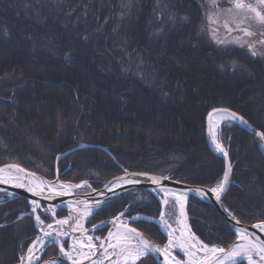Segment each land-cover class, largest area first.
<instances>
[{
	"label": "trees",
	"instance_id": "obj_1",
	"mask_svg": "<svg viewBox=\"0 0 264 264\" xmlns=\"http://www.w3.org/2000/svg\"><path fill=\"white\" fill-rule=\"evenodd\" d=\"M154 2L0 0V165L16 163L52 178L57 155L70 150L57 160L60 178L85 179L99 188L121 168L99 148H77L87 143L106 146L131 171L169 174L196 186L219 181L224 166L205 142L206 112L228 107L264 133L263 62L200 34V0ZM98 52L109 55L106 64L98 62ZM123 55L141 56L143 71L147 66L162 75L161 97L137 77L120 75L115 63ZM181 62L190 65L179 70ZM198 63L206 66L204 78L202 66L193 67ZM215 64L224 67L222 75ZM186 76L195 89L184 91ZM219 138L233 163L234 182L223 202L243 225L264 221V157L255 140L233 123L222 125ZM1 197L0 264H14L36 229L25 197L3 202ZM124 209L127 216H157L160 203L146 189L129 191L97 211L89 224ZM187 209L191 229L203 242L227 246L235 239L215 206L190 197ZM134 225L165 242L154 223ZM55 251L53 245L46 250ZM136 264L157 263L146 255Z\"/></svg>",
	"mask_w": 264,
	"mask_h": 264
},
{
	"label": "water",
	"instance_id": "obj_2",
	"mask_svg": "<svg viewBox=\"0 0 264 264\" xmlns=\"http://www.w3.org/2000/svg\"><path fill=\"white\" fill-rule=\"evenodd\" d=\"M213 110H220V111L217 114H215L210 120L209 113H212ZM224 110H227V112H235L237 114V116L243 117L244 120L247 121L248 125H250V128L246 127L239 120L230 119L225 114ZM216 115H223L224 119L232 120L233 122H235L238 125H240L241 127H243L253 137V139L255 140V143H256L259 151L263 155V157H264V140H261L259 136L254 135V133H257V132H259V133H263V132L260 129H257L243 115H241L239 112H237L233 109H230V108L224 107V106H214L206 112V115L204 118L205 142H206L209 150L214 155H216L217 157H219L223 160V164H224L223 174H224L225 170L227 169L228 165L231 164V171L229 172V178H228V181L224 185V191L221 193V200L220 201L216 200L215 194L208 191V189L210 187L190 185V184H187V183H184V182H181L179 180L174 179L172 177V175H158V174H154L151 172H145V171H128L127 169L123 168L115 160V158L112 156L111 152L107 149V147L101 146V145H95V144H87V143H82L77 148L96 147V148L104 150L112 158V160L115 163H117L120 167H122V170H123L122 173L111 177L110 179L105 181L101 185V187L98 189H91V190L82 191V192H73V189L83 188L84 185H82L79 188L72 187L69 191L64 192L63 194H57V192L60 191V187H59L60 185H71V186L81 185L82 182L86 181V180L80 181L78 183H75L72 181L62 180V179H60V177L58 175V170L56 167H55L54 177L48 178V177H46V176H44V175H42L36 171L27 169V168H25L19 164L8 163V164L0 165V167L6 166V165H15V166H18L19 168L24 170L23 173H16L15 170L13 169L12 175L13 176H15V175L22 176L23 179L20 182H22L25 185V187H16V186H14L13 183H0V193L7 197L6 201L11 200V199L16 198V197H19V196L25 197L26 200L31 205V215H32L34 220H35V217L38 215V209L39 208L42 209L43 206L46 209H51V210L53 207L54 211L59 210V209L64 210L66 212V214H65V216L60 217V218H57L55 216V212H52V211H50V212H51L53 218L56 219L57 221L68 219L69 223H68L67 229L70 233L75 235L74 241H77V239H79V238L85 237L89 233H93L98 228L108 227L106 234L102 238V241L105 242V246H106L107 242H108L106 238L108 237L109 232L116 230V227L118 225L123 226L122 222L126 221L128 228H135L136 231L138 233H140L141 237L148 240L151 245H154L157 248H161V245L158 244L156 241H154V239L152 237H150L148 234H146L145 232H143L142 230H140L139 228H137L133 224L129 223V218H127L123 215L121 220H116L115 218L120 216V214L122 212L118 215H115L114 217L101 220V221L97 222L96 224H93V225L88 226V227H86L85 224L90 220L92 215H94L97 211H99L104 205L108 204V202H110L111 200L115 199L116 197H118V196H120V195H122L128 191H132V190L137 189V188L147 189L150 192H152L154 195H160L164 199H165V193L162 189H167L170 193H176V194L184 192L186 194L185 195V203H184V211H185V217L187 219H188L189 215L187 213L186 207H187V203L189 201V198L191 196L215 206L222 213L226 222L228 223L231 230L233 231V233L236 236L235 240L231 244L227 245L226 247H222L225 249V251H229L237 243H244V241L238 239V237L236 235V231H235L236 228L246 229L248 234H249V239L252 242L259 241L260 243H264V236H263L264 231H261L259 228L253 227V225L264 223V221H257V222L250 224V225H243L237 219V217L235 216L233 211H231L227 207V205L223 202V197L227 193L230 184L234 182L232 180L233 164L230 162L229 154H228V158L225 159L223 153L217 152L215 150V145L212 142V133L215 132V134H216V125H215V122H216L215 116ZM216 136H217V134H216ZM217 142L221 143V141L218 139V137H217ZM222 146L224 147L225 151H227L226 147L223 144H222ZM69 152H70V150L66 151L65 153L59 154V155H57V158L63 157L64 155H66ZM125 170H127V172H125ZM132 173H147L148 176H156L158 178H161V181H160L159 185L153 184L152 181L149 180L146 176H130L129 174H132ZM28 174H33L38 180H43V181L47 182L43 186V194H40L41 190L39 188L36 189L35 195L33 194L32 191L28 190V187L30 186L29 180H28ZM118 177L131 178L134 180H138L139 183H136V184H120L119 186L114 187V188H112L111 191H109L108 188L105 187V185H109L110 181H115L116 178H118ZM164 177H168V179H163ZM222 179H223V175H222L220 181ZM49 185L53 186V188L55 190L49 191ZM109 186L111 187V185H109ZM194 189H204V195L202 196L201 194L197 193L196 191H192ZM167 198L174 199V197H172L171 195L168 196ZM33 200L38 201V203L40 205V207L37 208V211L35 213L32 212L33 204L31 202ZM96 201H102L103 202L102 206L96 207L95 206ZM68 205H72V207H69ZM86 206L91 208L92 212L90 213L89 216L83 218L80 221L81 224L83 225V228L73 231V225L76 224L77 218L81 215L80 210L84 209ZM177 208L180 211L178 204H177ZM225 209H227L228 211L226 212ZM123 213H124V211H123ZM237 221L239 223H237ZM51 224H54V223H51ZM98 225H102V226L94 227V226H98ZM36 228H37V230H39L38 227H36ZM100 244H101V242H100ZM100 244L96 248V254L95 255L91 254V255L84 257L83 259L78 261V264H85L87 262L94 260L98 256H100L103 252V249L99 247ZM79 246L84 248V246H81V245H79ZM149 254L154 258V260L156 261L157 264H165V258L159 252H153V253H149ZM220 255L221 254L218 253L216 256L220 257ZM252 256H255L261 260L260 254L256 253L255 251L252 253ZM51 260L56 261L57 262L56 264H73V261H71V260H69V259H67L61 255H55V256L45 258L39 264H45ZM239 261H245V260L244 259L237 260V262H239ZM261 261L264 262V260H261ZM106 262H108V259H103V264H106ZM237 262H236V264H237ZM212 263H213L212 260H208L205 262V259H203L198 264H212ZM14 264H25V263L22 261H18Z\"/></svg>",
	"mask_w": 264,
	"mask_h": 264
},
{
	"label": "snow or ice",
	"instance_id": "obj_3",
	"mask_svg": "<svg viewBox=\"0 0 264 264\" xmlns=\"http://www.w3.org/2000/svg\"><path fill=\"white\" fill-rule=\"evenodd\" d=\"M232 6L225 9L224 11L227 12L231 17V23L235 25V28H232L229 26V22L226 20L224 27L228 29L229 32L233 30H239L243 32L245 37L252 36L254 33L250 31L248 27H244L245 23L249 20H253L257 22L259 25L264 26V0H258V3L256 5L245 3L244 0H230ZM211 4L213 7L216 6V0H211ZM259 9V10H258ZM210 22H215L213 16H209ZM264 35V33H262ZM222 43V41H218ZM235 43H239L241 47L244 46V43L246 41L242 40L241 38L237 37L234 41ZM258 43L264 44V40L259 41ZM248 48L251 52V55L255 56L257 53L253 51L254 45L249 44ZM220 110H213L212 113H209V118H211L217 114ZM225 114L232 120H239L241 123H243L246 127L250 128V125H248L247 121L244 120L243 117L237 116L235 112H227V110H224ZM254 135L259 136L261 140H264V133H254ZM212 142L215 145V150L217 152L223 153L225 159L228 158V152L225 151L224 147L221 143L217 142V136L215 132L212 133ZM59 159V157L57 158ZM15 170L16 173H23L24 170L19 168L15 165H6L3 167H0V183H13L16 187H25V185L20 182L22 181L23 177L20 175H12V170ZM231 171V164L228 165L227 169L225 170L223 174V179L213 187H210L208 191L215 194V198L217 201L221 200V193L224 191V185L228 181L229 178V172ZM127 172V170H125ZM130 176H146L149 180L152 181L153 184H160L161 178H158L156 176H148L147 173H132L129 174ZM163 179H168V177H164ZM28 180H29V187L28 190L32 191L33 194H36V189L39 188L40 194H43V186L47 183L43 180H38L33 174H28ZM139 183L138 180H134L127 177H118L115 181H110L109 185H105L106 188H108L109 191L112 190V188L119 186L120 184H136ZM88 184L87 181H83L81 185H60V191L57 192V194H63L64 192L69 191L72 187L79 188L82 185ZM55 189L53 186L49 185V191H54ZM165 193V199L163 200L164 204H169V199H167L168 196L174 197L175 203L179 205V215L181 219L179 220V223L183 224V217L185 216L184 211V203H185V193L181 192L179 194L176 193H170L167 189H162ZM192 191H196L197 193L204 195V189H194ZM33 204L32 212L35 213L37 211V208L40 207L38 201L33 200L31 202ZM82 203V202H81ZM102 201H96L95 206L101 207ZM69 207H72V205H68ZM45 211H51V209H46ZM81 215L77 218L76 224L73 225V231L79 229L82 227L81 220L87 216L90 215L92 212V209L89 207H85L84 209L80 210ZM227 212L228 210L225 209ZM125 213H121L120 216L116 217V220H121ZM36 221L38 224H43V220H41V217L37 215ZM133 220L140 219L139 217H132ZM57 225L61 226L59 229H53L52 224H48L47 228L52 229V231H45L43 237H38L37 240L33 241V244L29 246L28 249V260H32V253L37 250L36 245L39 244L41 247L46 246L48 243H54L60 245V253L63 255V257H66L69 260L73 261V264H78L77 260L73 259V256L70 252L65 251L63 245L60 244L59 238L62 235H68L66 231L63 230V225L68 223V220H58L56 221ZM123 226H117L115 233L109 232L107 239V246H105V242L101 241L100 248L103 249L102 252V259L101 260H94L92 261V264H103V259H108L110 256H116L118 259L115 261H112L111 264H136V261L139 260L141 257L148 255L149 253L153 252H159L161 255L165 258V264H169V260L172 259L174 261V264H181V261L175 260L174 257L171 256L170 249L174 246L173 241V233L171 231L168 232L169 236V243L166 245L163 249L157 248L154 245H151L150 242L144 238L141 237L140 233L136 231L135 228H128L127 222H122ZM160 223L164 224L166 227H171V225L168 223V220L165 218V213L161 212V218ZM237 223H239L237 221ZM102 225L94 226V227H100ZM187 226L185 225V228ZM255 228H259L261 231H264V223H260L257 225H253ZM236 235L239 240L244 241V243H237L234 245L229 251H225L224 248H218L216 246L209 247L208 245L202 244V242L196 240L195 243L191 244L192 248H197L199 251H203L205 256V262L208 260H212L214 264H236L237 258L243 257L247 259L248 264H253V257L252 253L255 251L256 253L260 254L261 260H264V243L252 242L249 239V234L246 229L243 228H236ZM83 234V233H82ZM55 237V238H53ZM89 241V248L93 249V255L96 254V246L91 243L93 237L87 238ZM193 240V237L188 236L185 238V233L181 232V237L179 238V247L181 248H188L189 242ZM114 241V243H113ZM135 241V243H133ZM111 248L113 251L109 253L108 249ZM211 253V256H208L207 254ZM220 253V257H217L216 254ZM189 257L188 264H193V260L195 258L194 252H186L185 253Z\"/></svg>",
	"mask_w": 264,
	"mask_h": 264
},
{
	"label": "rangeland",
	"instance_id": "obj_4",
	"mask_svg": "<svg viewBox=\"0 0 264 264\" xmlns=\"http://www.w3.org/2000/svg\"><path fill=\"white\" fill-rule=\"evenodd\" d=\"M200 1L203 4V13H202V16L200 18V22L198 23V26H197V30L201 32L200 34H202L203 36L209 38L212 42H214L216 45H218L221 48L235 47V48L246 50L250 54H251V52H250V50L248 48V45L252 44V45H254L253 51H255L257 53L256 56L262 60L263 65H264V44L258 43L259 41L264 40V35H262V33H264V26L259 25L257 22H255L253 20H249L243 26L244 27H248L250 29V31H252L254 33V35L245 37L243 32H241L239 30H233V31L229 32L228 29L224 27V24H225L226 20L229 22V26L230 27L235 28V25L231 23L230 15L227 12L224 11L225 9H227V8L232 6L230 0H216V6L215 7L212 6L211 0H200ZM152 2L155 3L154 0H152ZM244 2L248 3V4L256 5L258 3V0H244ZM121 8L124 9L125 8L124 5H122ZM210 15L214 17L215 22H210L209 21L208 17ZM237 37H239L242 40L246 41V43H244L243 47H241V45L239 43H235L234 42ZM218 41H222V43H220ZM95 43L96 42H93L91 44H95ZM179 43H180V41H179ZM183 43H184V45H187V43L185 41H183ZM101 49L102 48H100L98 46V51H101ZM135 50H137V49H135ZM100 53L101 52H98V56L100 55L98 57V59L100 61H98V62H102V63L106 64V62H104V61L107 60L109 55L104 54V53L100 54ZM134 57H132L131 55H130V57L128 55L127 56L123 55L122 56V61L119 60L117 62V64L115 63V66H116L115 69L116 70L117 69L120 70V72H121L120 75H122V76H125V74H131V75L137 77L143 83V85L149 87L150 89H156V93L161 97V93L165 90L164 89L165 88V84L162 82V75H159V73L157 71L150 69V67L147 68V66H146V69H145L146 72L143 71L142 68L144 67V63L140 59L141 56H138V57L134 56ZM121 62H123V66L120 65V64H122ZM199 64L200 63L194 64L193 67L196 66V69H199L198 67L202 66L201 72L202 71L204 72V70H206V66L199 65ZM189 65H190L189 62H188V64H184L183 62H181V66H180L179 70L182 69V66L188 68ZM214 68H215L216 73L218 72L217 74L222 75V73L225 72L224 67H222L221 65L215 64ZM198 71H200V70H198ZM228 77L231 78L232 76L230 75ZM203 78H204V73H203ZM187 80H188V83H189L190 82V78L186 76V86L184 87V91L186 89H188V91H191V89H195L196 87L192 86V83L191 84L189 83L187 85ZM215 83H216V87H218L219 82L216 79H215ZM207 84L208 83H206V85H205L206 87H208ZM208 85L210 86V84H208ZM221 85H222V83H221ZM198 87L202 90V88H203L202 83L200 85H198ZM172 91L173 90H171V92ZM219 94L223 95L225 93H223V94L218 93L217 94V92H216L214 95L219 96ZM251 95H253V92L251 93ZM226 96H228V95L226 94ZM169 99H170V97H169ZM253 99H255V98L251 97V100H253ZM209 109H210V107H209ZM217 128H218V126H216V133L218 131ZM88 188L89 187H87V185H86L84 188L75 189L74 191L75 192L83 191V190H87ZM171 207L175 208L174 206H171ZM168 212H169L170 216L175 214L173 212V210H172V212H171V210H169ZM46 213L49 216V219H46L47 220L46 224L53 223L55 220L50 217L49 212H46ZM46 224H44V225H46ZM176 224L178 225V228H179L178 222H176L175 225ZM39 225L43 226L42 224H39ZM53 226H58V225L53 224ZM177 231H178V229H177ZM37 235L39 236V234L37 233L35 235V237H37ZM66 237L67 236L62 235L59 238V240L61 241V240L65 239ZM30 244L32 245V242ZM43 247L41 249H39V250H35L32 253L33 254L32 260L28 261L27 262L28 264H35L36 261H34V259H36V257L38 259V256H39L40 252H42ZM28 249H29V247H27V249L25 250V252L23 253V255L21 257L24 261H26V259L28 258ZM58 249H60V246H58V248H56V251L54 253L45 252V256L44 257H48V256H51V255H57L58 253H60V250H58ZM66 249L67 250L71 249L70 243L68 244V247ZM182 255H183L182 259H184L185 255L184 254H182ZM40 259H41V256H40ZM117 259L118 258L116 256L112 257V259L110 260L109 263L111 264L112 261H115ZM121 264H122V262H121Z\"/></svg>",
	"mask_w": 264,
	"mask_h": 264
},
{
	"label": "bare ground",
	"instance_id": "obj_5",
	"mask_svg": "<svg viewBox=\"0 0 264 264\" xmlns=\"http://www.w3.org/2000/svg\"><path fill=\"white\" fill-rule=\"evenodd\" d=\"M223 119H224V116L223 115H216L215 116V125L217 126V125H219L222 121H223ZM204 136H205V129H204ZM95 145H100V144H95ZM101 146H104V145H101ZM106 147V146H105ZM102 150V149H101ZM104 151V150H103ZM112 154V153H111ZM108 155V154H107ZM109 156V155H108ZM113 156V155H112ZM110 157V156H109ZM114 157V156H113ZM111 158V157H110ZM115 158V157H114ZM112 159V158H111ZM115 160H116V158H115ZM117 161V160H116ZM223 161V160H222ZM118 162V161H117ZM231 162V161H230ZM119 163V162H118ZM232 163V162H231ZM117 164V163H116ZM120 164V163H119ZM233 164V163H232ZM118 165V164H117ZM121 165V164H120ZM119 166V165H118ZM122 166V165H121ZM223 166H224V164H223ZM120 167V166H119ZM123 168H125V169H127L126 167H124V166H122ZM122 167H120L121 168V172L120 173H122ZM128 171H131V170H129V169H127ZM146 172V171H145ZM119 173V174H120ZM118 175V174H117ZM158 175H161V174H158ZM165 175H169V174H165ZM223 175V174H222ZM110 179V178H109ZM107 181V180H106ZM105 182V181H104ZM103 182V183H104ZM102 183V184H103ZM188 184V183H187ZM134 192L136 191V189H134L133 190ZM129 192V191H128ZM28 204H29V202H28ZM29 208H31V205L29 204ZM38 212H41V208H39L38 209ZM65 220H68V219H65ZM57 225V224H56ZM161 226L164 228V227H166L164 224H162L161 223ZM61 226H53V229H59ZM63 227V230L64 231H66L67 233H68V236H70L71 234L69 233V231H68V223L67 224H65V225H63L62 226ZM82 228V227H81ZM41 229V231H42V233L41 234H39V236H37L36 237V239L35 240H37V238L38 237H43V235H44V232L45 231H52V229H48L47 228V226H43V227H41L40 228ZM167 229V231L169 232V231H171L172 233H173V241H172V243H173V248H176V249H179V250H181L184 254L186 253V252H189V251H191V252H194L195 253V258H194V260H193V264H198V263H200L203 259H205V256H206V254L203 252V251H199L198 250V246H197V248H192L191 247V244L192 243H195V241L196 240H198V241H200L199 239H197V238H195V237H193V236H191L192 234L189 232V230H188V227H183L182 229H181V231H183V232H185V238H187L188 236H191V237H193V240L192 241H190L189 242V247L188 248H181V247H179L178 245H179V243H180V241H179V238L181 237L180 235H179V237L174 233V230H173V228H172V226L171 227H167L166 228ZM177 229V228H176ZM115 231L116 230H114V231H112L113 233H115ZM263 236H264V233H263ZM53 238H55V237H53ZM34 240V241H35ZM100 242L102 241V240H99ZM200 242H202V241H200ZM92 244H93V242H91ZM113 243H114V241H113ZM133 243H135V241L133 242ZM33 244V243H32ZM88 244L89 243H83V242H81L80 240H78L77 239V241H74V239L72 238L71 239V242H70V245H71V249L70 250H65V251H68V252H70L71 253V255L73 256V259L74 260H77V261H79V260H81V259H83L84 257H86L87 255H90V254H92L93 253V249H91V248H89V246H88ZM202 244H204V245H207V244H205V243H203L202 242ZM79 245H81V246H85V248H84V250H79V248H80V246ZM107 246V245H106ZM209 247H212L211 245H208ZM42 247L39 245V244H37L36 245V249L37 250H39V249H41ZM97 248V247H96ZM79 251H78V250ZM108 251H109V253H111L112 251H113V249H111V248H109L108 249ZM218 254V253H217ZM216 254V255H217ZM60 255L61 256H63L61 253H60ZM208 256H211V253H208L207 254ZM171 256L172 257H174L173 255H172V253H171ZM185 256H186V258L184 259V260H180V259H177L176 257H174L175 258V260H179V261H181V264H188V261H189V257L185 254ZM112 257H115V256H110L109 258H112ZM253 257V256H252ZM66 258V257H65ZM108 258V259H109ZM102 259V254L98 257V258H96L95 260H101ZM239 259H244L245 261H246V263L248 264V262H247V259L246 258H243V257H240V258H237V260H239ZM72 261V260H71ZM94 261V260H93ZM57 262L56 261H53V260H51V261H49V262H47V263H45V264H56ZM85 264H92V261L91 262H87V263H85ZM169 264H174V261L172 260V259H170L169 260ZM212 264H214V262L212 263ZM253 264H264V262H262V261H260V260H258V259H255L254 257H253Z\"/></svg>",
	"mask_w": 264,
	"mask_h": 264
}]
</instances>
